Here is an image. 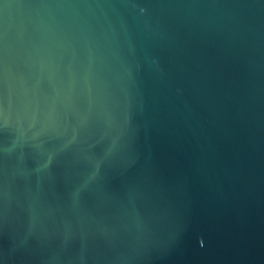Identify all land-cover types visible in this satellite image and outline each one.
Returning <instances> with one entry per match:
<instances>
[{"label":"water","instance_id":"95a60500","mask_svg":"<svg viewBox=\"0 0 264 264\" xmlns=\"http://www.w3.org/2000/svg\"><path fill=\"white\" fill-rule=\"evenodd\" d=\"M0 264H264V0H0Z\"/></svg>","mask_w":264,"mask_h":264}]
</instances>
